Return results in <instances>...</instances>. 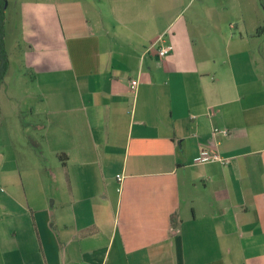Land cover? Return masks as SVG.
Segmentation results:
<instances>
[{
  "label": "crops",
  "instance_id": "1",
  "mask_svg": "<svg viewBox=\"0 0 264 264\" xmlns=\"http://www.w3.org/2000/svg\"><path fill=\"white\" fill-rule=\"evenodd\" d=\"M194 1L16 0L0 141L53 159L2 158L0 264H264V28Z\"/></svg>",
  "mask_w": 264,
  "mask_h": 264
},
{
  "label": "rangeland",
  "instance_id": "2",
  "mask_svg": "<svg viewBox=\"0 0 264 264\" xmlns=\"http://www.w3.org/2000/svg\"><path fill=\"white\" fill-rule=\"evenodd\" d=\"M0 1L3 2L1 11L3 14L4 42L11 59V64L0 82V107L6 113L10 111L12 113V110L14 111L18 108L20 110L16 117L21 120H30L34 117L29 112V106L31 107L39 102L37 96L40 90L36 86L31 85L27 78H25L26 76L21 77L19 75L21 73V63L19 60L20 55L17 51L20 34L18 29V16L14 8L16 0ZM5 2L6 5L4 6ZM197 2L198 0H195L193 3L197 4ZM209 2L210 4H213V2L216 4L222 3L221 7L224 9L223 14L225 15V20L230 18V21L235 20L234 18L242 17L247 23V9L250 8L251 15L257 18L259 17L262 22V28H264V0H209ZM260 32H264V29H261ZM11 113L10 116L12 117ZM37 140L42 146H38L36 149L38 153L36 154L30 152L24 146L25 139H20L18 141L19 143L14 140L11 146L0 141V162L3 157H15L17 161L26 157L34 162L38 160H40V163L49 162L53 157L47 147V140L43 138H38Z\"/></svg>",
  "mask_w": 264,
  "mask_h": 264
},
{
  "label": "built area",
  "instance_id": "3",
  "mask_svg": "<svg viewBox=\"0 0 264 264\" xmlns=\"http://www.w3.org/2000/svg\"><path fill=\"white\" fill-rule=\"evenodd\" d=\"M171 50H172V45L165 44V45H162L158 48L157 54H158V56H164V55L168 54ZM136 86H137L136 80L130 81V84H129L130 89L135 90ZM217 130H219V129L213 128V131H217ZM219 131H221L223 134L227 133L226 129H221ZM216 159H218V156L215 153H210V152L204 150V151L200 152L196 161L203 162V161H211V160H216ZM116 177L118 180L121 179L120 175H116Z\"/></svg>",
  "mask_w": 264,
  "mask_h": 264
},
{
  "label": "trees",
  "instance_id": "4",
  "mask_svg": "<svg viewBox=\"0 0 264 264\" xmlns=\"http://www.w3.org/2000/svg\"><path fill=\"white\" fill-rule=\"evenodd\" d=\"M2 5L3 2L0 1V82L2 81L9 66L8 53L4 42L3 14L1 11Z\"/></svg>",
  "mask_w": 264,
  "mask_h": 264
},
{
  "label": "water",
  "instance_id": "5",
  "mask_svg": "<svg viewBox=\"0 0 264 264\" xmlns=\"http://www.w3.org/2000/svg\"><path fill=\"white\" fill-rule=\"evenodd\" d=\"M6 5V2L4 3V6Z\"/></svg>",
  "mask_w": 264,
  "mask_h": 264
}]
</instances>
